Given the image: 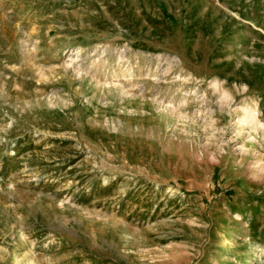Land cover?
I'll use <instances>...</instances> for the list:
<instances>
[{"label":"rangeland","instance_id":"obj_1","mask_svg":"<svg viewBox=\"0 0 264 264\" xmlns=\"http://www.w3.org/2000/svg\"><path fill=\"white\" fill-rule=\"evenodd\" d=\"M0 264H264V0H0Z\"/></svg>","mask_w":264,"mask_h":264},{"label":"crops","instance_id":"obj_2","mask_svg":"<svg viewBox=\"0 0 264 264\" xmlns=\"http://www.w3.org/2000/svg\"><path fill=\"white\" fill-rule=\"evenodd\" d=\"M218 2H219V0H218ZM222 7H223V9H225V5H223Z\"/></svg>","mask_w":264,"mask_h":264}]
</instances>
